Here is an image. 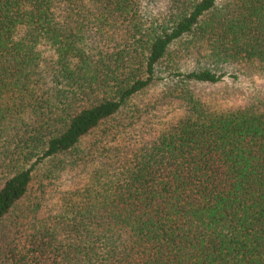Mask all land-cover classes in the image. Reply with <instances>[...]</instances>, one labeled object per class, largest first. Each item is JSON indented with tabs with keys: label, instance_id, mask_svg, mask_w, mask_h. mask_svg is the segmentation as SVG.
I'll return each instance as SVG.
<instances>
[{
	"label": "trees",
	"instance_id": "1",
	"mask_svg": "<svg viewBox=\"0 0 264 264\" xmlns=\"http://www.w3.org/2000/svg\"><path fill=\"white\" fill-rule=\"evenodd\" d=\"M0 264H264V0H0Z\"/></svg>",
	"mask_w": 264,
	"mask_h": 264
},
{
	"label": "rangeland",
	"instance_id": "2",
	"mask_svg": "<svg viewBox=\"0 0 264 264\" xmlns=\"http://www.w3.org/2000/svg\"><path fill=\"white\" fill-rule=\"evenodd\" d=\"M254 84V85H252ZM261 85V80L254 77L253 80L243 79L237 84H225L218 88L219 102L223 104H230L237 100L240 96L239 91H249L256 86ZM222 99V100H221ZM135 103L142 108L143 114L141 120L135 124L138 128L142 124L150 123L153 126H160L162 123L179 116L182 112L181 105L175 99H168L161 97L160 89L157 87L137 97ZM145 107L147 108L145 110ZM86 176V171H77L67 174L61 179L58 191H67L74 185L80 184L83 177ZM54 195V194H52ZM55 197H47L40 210V217H44L53 213L55 210Z\"/></svg>",
	"mask_w": 264,
	"mask_h": 264
}]
</instances>
